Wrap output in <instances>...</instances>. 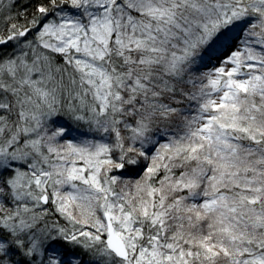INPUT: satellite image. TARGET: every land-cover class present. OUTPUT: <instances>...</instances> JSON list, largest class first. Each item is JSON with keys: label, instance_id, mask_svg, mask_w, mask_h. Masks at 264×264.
Here are the masks:
<instances>
[{"label": "snow or ice", "instance_id": "snow-or-ice-1", "mask_svg": "<svg viewBox=\"0 0 264 264\" xmlns=\"http://www.w3.org/2000/svg\"><path fill=\"white\" fill-rule=\"evenodd\" d=\"M0 264H264V0H0Z\"/></svg>", "mask_w": 264, "mask_h": 264}, {"label": "trees", "instance_id": "trees-1", "mask_svg": "<svg viewBox=\"0 0 264 264\" xmlns=\"http://www.w3.org/2000/svg\"><path fill=\"white\" fill-rule=\"evenodd\" d=\"M212 66V61L209 63V67H211ZM85 132H87V129L86 128H76L75 126L73 127V131L71 132V135L73 136V137H80L81 136V134H83V133H85ZM137 171H139V170H137ZM134 175V174H133Z\"/></svg>", "mask_w": 264, "mask_h": 264}, {"label": "rangeland", "instance_id": "rangeland-1", "mask_svg": "<svg viewBox=\"0 0 264 264\" xmlns=\"http://www.w3.org/2000/svg\"><path fill=\"white\" fill-rule=\"evenodd\" d=\"M217 63H218L217 60H212V65L217 64Z\"/></svg>", "mask_w": 264, "mask_h": 264}]
</instances>
